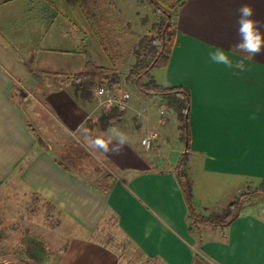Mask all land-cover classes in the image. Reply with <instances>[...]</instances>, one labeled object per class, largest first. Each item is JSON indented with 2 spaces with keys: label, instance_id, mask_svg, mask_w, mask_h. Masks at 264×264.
Masks as SVG:
<instances>
[{
  "label": "crops",
  "instance_id": "0c3cea01",
  "mask_svg": "<svg viewBox=\"0 0 264 264\" xmlns=\"http://www.w3.org/2000/svg\"><path fill=\"white\" fill-rule=\"evenodd\" d=\"M71 3L76 7L74 0ZM243 4L254 8L253 19L264 35V0H186L175 18L176 41L167 68L161 69L160 84L190 91L189 152L196 168L210 178L257 183L264 181V50L249 57L234 47L237 10ZM19 5L21 0H0V12ZM213 46L229 49L231 70L209 64L206 54ZM79 53L67 54L72 56L63 63L75 68L71 74L82 72L89 60ZM3 56L0 189L17 181L86 234L69 239L54 264H119L116 252L88 237L98 232L107 216H114L126 238L158 264H264V217L244 210L228 227H206L207 235H194L174 170L154 169L156 164L134 132L124 130L129 143L119 154L97 149L119 171L106 177L108 186L96 187L67 169L49 144L52 124L85 143L100 136L107 139L112 128L97 129L95 104L80 99L71 80L36 81L34 71L7 66ZM16 86L27 90L25 99L14 95ZM133 108L130 104L122 119L123 129H136L129 119ZM152 113L148 109L147 114ZM148 121L147 116L146 128Z\"/></svg>",
  "mask_w": 264,
  "mask_h": 264
},
{
  "label": "rangeland",
  "instance_id": "374dc122",
  "mask_svg": "<svg viewBox=\"0 0 264 264\" xmlns=\"http://www.w3.org/2000/svg\"><path fill=\"white\" fill-rule=\"evenodd\" d=\"M81 1L84 5L89 4V7L96 6V4L102 6L105 11L104 16L100 17V20H105V23L102 21V27L116 47H113L114 52L118 54L119 59L121 57L123 60L120 66L114 68L108 62L99 42L90 31L87 19L78 3L75 7L71 0H21L23 5L0 12V54L4 53L5 62L2 60L3 63H7L6 65L10 67L34 71L35 76L33 77L36 81L38 78L40 80L42 78V81L59 78V80H71V83L76 74H71L69 71L75 68L64 67L65 64H63L67 63L72 56L67 55L69 53L80 54L79 52H82L85 58L87 57L97 65L107 67L111 73L119 75L121 80L119 90L129 95V105L135 107V110L133 108L129 111V119L136 129L131 130V127L123 129L125 124L123 120L116 124L115 128L123 132L126 130V133L134 132L138 135L140 142L151 131H158L159 140L153 142L149 150L143 148L144 153L153 160L154 165L156 164L154 169L174 170L186 151L184 144L179 140L180 131L176 114L168 108L167 123L159 124L160 106L167 107V105L161 104L159 99H147L140 95L127 82V76L136 63L134 50L141 37L157 33L155 25L160 21L159 16L147 2L140 0ZM51 3H54L55 7ZM44 16L55 18V20H39ZM84 57H81L82 61ZM43 70H45L44 73ZM162 74L160 68L152 71V76L158 83H161ZM96 85L102 86L101 84ZM23 91L25 93L27 90L23 89ZM92 96L91 103L96 105L93 93ZM148 109L149 111L153 109L150 116L147 114ZM147 116L148 123L151 122L150 125H152L146 128ZM52 126L54 131L51 133L52 140L49 141L52 152L59 161L68 165L79 177L96 187H106L109 185L106 177L119 174V171L88 141L85 143L81 137L64 134L57 125L52 124ZM40 132L45 135L42 129ZM54 140L55 143L52 142ZM75 146L83 148L84 156L80 159L71 154ZM196 167L189 152L185 168L192 187L191 205L200 215L220 212L241 193L257 191L260 186V182L238 183L235 180L206 177ZM245 210L264 217V196L257 195L252 198ZM190 224H192L194 235H199L200 238L207 235L206 227L209 226L194 222L191 218ZM29 233L44 239L48 256L46 264H54L58 260L69 239L81 234L86 235L66 215L30 190L25 189L17 181H13L7 188L0 189V264H39L22 252L24 250L22 242ZM88 237L108 244L110 249L118 254L119 264H158L149 263L142 257L140 252L118 230L112 216H107L98 232L89 234Z\"/></svg>",
  "mask_w": 264,
  "mask_h": 264
},
{
  "label": "trees",
  "instance_id": "16d2710c",
  "mask_svg": "<svg viewBox=\"0 0 264 264\" xmlns=\"http://www.w3.org/2000/svg\"><path fill=\"white\" fill-rule=\"evenodd\" d=\"M75 1L86 17L89 29L94 38L99 42L98 44L102 48L108 62L114 68L120 66L123 60H121V57L119 59L118 54L114 52V48L116 47L108 38V34L104 27H102V21L105 23V20H100V17H103L105 12L102 6H97L96 4V6L92 5V7H89V4L84 5L81 0ZM146 1L159 16L160 21L155 25L157 31L155 35L147 34L140 38L134 50L136 63L127 76V82L131 84L140 95L159 99L162 102L161 104H166L169 111L176 114L178 130L180 131L179 140L184 144L186 151L182 154L175 166L174 173L189 208V219L191 218L194 222L213 228H226L243 213L252 198L257 195L264 196V181L260 182L257 191L245 192L244 194L241 193V195L236 197L220 212H211L207 215H200L195 212L191 205V181L185 168L191 145V94L188 89L183 87L162 85L152 76V71L155 68H167L176 41V26L174 20L186 0ZM95 84H101L102 86H107L117 91L120 89L121 80L118 74L111 73L107 67L97 65L95 62L88 60L84 70L74 76L72 85L76 95L80 99L91 101L93 97L91 89ZM14 95L21 99H25L26 92L24 93L21 87L16 86ZM123 115L124 113L120 112L118 109H113L109 113L101 115L98 119L97 129L100 131H107L113 128L122 120ZM92 127L91 125L90 129H92ZM71 154L80 159L81 156H84L83 148L81 146H75ZM62 164L67 169L72 170L65 163L62 162ZM112 218L117 226L116 218L114 216H112ZM190 231H193L192 224H190ZM43 240L41 236H37L36 234H27L22 242L24 248L22 251L23 254L39 264H46L48 256L45 251V242ZM102 244L108 246L106 243L102 242ZM132 245L140 252L142 257L145 258L143 253L133 243ZM145 260L149 263L155 262L152 259L145 258Z\"/></svg>",
  "mask_w": 264,
  "mask_h": 264
},
{
  "label": "clouds",
  "instance_id": "9594fccd",
  "mask_svg": "<svg viewBox=\"0 0 264 264\" xmlns=\"http://www.w3.org/2000/svg\"><path fill=\"white\" fill-rule=\"evenodd\" d=\"M237 11L239 13L237 20L238 41L234 47L237 51L247 53L249 57H254L264 50V35L261 34L259 21L253 19L255 10L250 4H243ZM228 53L229 49L225 50L213 46L207 50V60L210 65L222 66L225 70H231L233 68V58ZM89 143L92 147L104 153L111 151L119 154L120 150L129 143V137L125 132L112 128L107 139L100 136L90 140ZM109 145H112L111 149Z\"/></svg>",
  "mask_w": 264,
  "mask_h": 264
},
{
  "label": "built area",
  "instance_id": "2783aa9c",
  "mask_svg": "<svg viewBox=\"0 0 264 264\" xmlns=\"http://www.w3.org/2000/svg\"><path fill=\"white\" fill-rule=\"evenodd\" d=\"M92 93L94 95V101H96L95 105V122H98L99 117L103 113H107L113 109H118L120 112L126 113L129 108V95L122 90L114 91L108 87L94 85L92 89ZM167 107L165 105L160 106V118L159 124L165 125L167 123ZM99 114V116H98ZM156 140H159V132L151 131L146 137L141 140V145L149 150L152 146V143Z\"/></svg>",
  "mask_w": 264,
  "mask_h": 264
}]
</instances>
